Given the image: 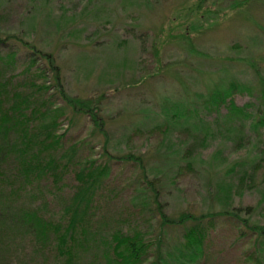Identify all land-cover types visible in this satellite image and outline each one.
Listing matches in <instances>:
<instances>
[{"label":"rangeland","instance_id":"obj_1","mask_svg":"<svg viewBox=\"0 0 264 264\" xmlns=\"http://www.w3.org/2000/svg\"><path fill=\"white\" fill-rule=\"evenodd\" d=\"M0 42V83L48 110L37 125L59 111L58 154L75 147L60 183L44 177L14 197L16 210L41 208L58 219L78 185L75 173L96 161L110 168L90 211L101 235L140 227L154 240L155 192L170 217L253 207L251 224L264 226V129L228 105L207 111L198 99L237 81L245 90L234 93L235 104L262 114L264 0H0ZM36 50L57 63L68 96L94 102L102 130L64 103L44 60L31 65ZM185 107L202 114L184 115ZM220 220L198 264H255L256 236L235 219ZM168 232L172 245L182 236ZM50 253L0 224V264H51Z\"/></svg>","mask_w":264,"mask_h":264},{"label":"trees","instance_id":"obj_2","mask_svg":"<svg viewBox=\"0 0 264 264\" xmlns=\"http://www.w3.org/2000/svg\"><path fill=\"white\" fill-rule=\"evenodd\" d=\"M30 54L31 65L34 66L40 58L45 61L47 68L51 69L54 86L57 87L64 103L75 112L89 115L96 129L102 130L104 124L97 115L94 102L70 97L65 93L61 71L52 56L37 50ZM249 65L257 68L254 63ZM4 83H0V224L10 227L12 233L22 232L31 237L37 252L50 251L53 255L51 264H86L90 248L95 251L94 260L88 261L92 264H98V259L103 260L101 263L104 264H145L152 248L154 259L150 264H198L205 255L209 230L215 227L220 219L221 222L228 218L239 221L243 228L256 236L254 245L258 255L255 256V264H264V226L251 224L253 207L228 208L200 214L181 212L176 217H170L165 213L164 204L155 192V212L161 218L158 235L154 240L148 239L147 232L140 227L127 232L117 229L108 235L93 231L95 227L90 224V211L97 203V193L110 174L108 165L97 167L96 161L87 162L85 167L75 173L78 185L58 219L44 217L41 208L21 207L16 210L14 197L27 192V189L29 191L44 177L50 176L56 185L60 183L64 170L68 168L67 162L71 159L68 152L73 151L75 147L58 154L64 137L57 134L59 111L54 112L56 115L51 118V122L37 125V118H46V114H50L48 110L43 113L39 108L31 107V96L17 91L11 93L6 90L8 83ZM242 87L243 85L233 81L225 88H216L207 95H199L198 99L203 100L207 111L220 110L221 106L228 105L233 114L246 118L254 117V129H264V110L261 109L262 114L251 116L247 111L248 106L238 107L232 99L235 92L245 90ZM37 89L41 92L47 91L49 87L41 85ZM260 92L264 97V78ZM188 107L184 108V115L202 114L201 111L199 113L194 109L189 110ZM175 117L177 118L176 114ZM128 159L132 160L130 157ZM6 205L14 209H6ZM176 229H182V236L172 245L168 230ZM244 235L245 233L241 234Z\"/></svg>","mask_w":264,"mask_h":264}]
</instances>
